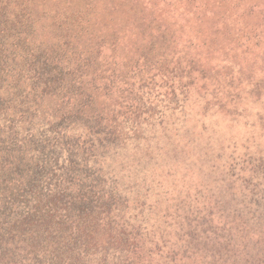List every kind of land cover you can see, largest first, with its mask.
Wrapping results in <instances>:
<instances>
[{
    "label": "rangeland",
    "instance_id": "374dc122",
    "mask_svg": "<svg viewBox=\"0 0 264 264\" xmlns=\"http://www.w3.org/2000/svg\"><path fill=\"white\" fill-rule=\"evenodd\" d=\"M27 6L31 25L23 28L24 45H30L29 42L49 45L63 36L64 28L53 25L51 14L55 10L60 17L73 16L85 13V7L90 6L86 23L65 25H73L75 33L81 35L99 30L107 39L119 37L103 53L118 60L122 73L138 53L146 52L150 57L163 54L179 64L196 60L198 70L207 72L205 84L216 85L212 82L218 81L220 88H224L223 82L228 78L240 80L235 89L241 88L243 100L228 106L204 105L198 99L199 92L192 91L188 113H181V128L176 129L173 137L174 143L181 145L177 154L166 153L167 143L159 127L147 129L153 131L148 137L139 136L136 140L122 137L121 143L116 144L110 141L101 156L103 168L109 167L108 179H115L122 189L123 197L117 199L116 205L129 215L126 219L135 223L137 215L133 214L148 216L145 227L135 237L132 251L140 263L144 264L143 260L151 264H264V202L243 205L239 199L242 197L239 178L224 177L226 169L222 171L216 166L217 159L223 158L212 150L229 137L237 139L244 135L242 144L229 142L235 155L247 160L246 149L253 153L251 156L264 153V120L257 116L264 112V0H36ZM256 81L262 82L258 93L257 90L249 93L247 89ZM18 86L26 89L27 81L18 80ZM159 90L163 101L173 103L164 96V87ZM218 93L224 94L221 89ZM26 97L35 106L22 105L26 111L11 115L8 109L5 119L0 116V133L9 124L17 132L14 136L18 147L10 153L37 154L34 138L40 140L42 135L51 133L47 126L56 108L55 93H36L34 100L32 93ZM95 102L99 108H111V97L104 93H99ZM245 106L251 112H245ZM74 123L77 122L58 129L72 131L82 127ZM184 127H191L193 132H185ZM33 133L39 136L29 137ZM62 153L56 154L59 161ZM217 196L227 203L206 206L209 197ZM196 207H207L209 216L204 221L194 215L184 216V212ZM209 207H213L212 212ZM2 240L0 244H5L8 250L7 256L4 255L8 264H70L68 258L61 261L51 258L52 255L45 257L40 247L29 241L22 242L21 247L19 238L4 236ZM45 241L49 244L41 243V247L51 245V235ZM114 252L105 246L95 252L83 250L80 261L75 259L74 264H94L91 259L94 253H105L110 258ZM170 253L174 258H170Z\"/></svg>",
    "mask_w": 264,
    "mask_h": 264
},
{
    "label": "trees",
    "instance_id": "16d2710c",
    "mask_svg": "<svg viewBox=\"0 0 264 264\" xmlns=\"http://www.w3.org/2000/svg\"><path fill=\"white\" fill-rule=\"evenodd\" d=\"M34 1L0 0V116L5 119L8 109L11 115L15 111H26L22 105L35 106L26 97L30 93L34 100L36 93L54 92L57 102L47 126L51 133L42 135L40 140L34 138L37 154L10 153L18 147V139L14 136L17 132L9 128L10 124L6 129L2 127L0 242H4V236L19 238L21 247L24 246L22 242L29 241L37 245L36 248L40 247L45 257L52 255L51 258L61 261L68 258L70 264H74L75 259L80 261L83 250L95 252L105 246L115 250L113 256L108 258L105 253H94L91 258L94 264H126L128 259V264H142L132 254L135 237L142 227L138 221L129 222L124 208L116 205L117 199L123 197L122 191L114 178L108 179L101 151L110 141L121 143L123 120H138L148 113L152 103L144 98L150 81L157 83L158 90L164 87V96L172 101L178 93L198 91V99L201 98L204 105L223 107L235 104L240 95H245L240 92L241 88L235 89L240 80L228 78L223 82L225 89L220 88L218 81L212 82L216 85L205 84L207 72L198 70L196 60L179 64L163 54L150 57L146 52L138 53L122 73L118 60L103 53L105 47H113L119 37L107 39L99 30L81 35L75 33L73 25H65L86 23L90 6L85 7V13L77 12L73 16L60 17L55 10L51 14L53 25L64 28L63 36L49 45L31 42L24 45L26 32L23 28L31 25L27 5ZM20 79L27 81L26 89L19 88ZM261 83L256 81L247 91L257 90L258 93ZM220 89L223 95L218 93ZM99 93L111 97V108L96 106ZM74 121L82 127L72 131L58 129ZM34 135L38 134L29 137ZM62 151L59 161L56 154ZM244 152L247 160L245 156L231 160L228 169L238 167L237 183L242 187L240 202L243 205L262 203L264 190L252 177L263 172L264 153L251 156L253 153L249 150ZM230 182L235 183L234 180ZM207 202L206 206L227 203L220 196L209 197ZM209 210L212 212L213 207ZM190 215L204 221L209 211L207 207H196L184 212L186 218ZM47 235H51V245L41 247V243L49 244L45 241ZM0 247V264H8L4 258L8 250L5 244ZM169 255L174 258L171 253Z\"/></svg>",
    "mask_w": 264,
    "mask_h": 264
},
{
    "label": "water",
    "instance_id": "95a60500",
    "mask_svg": "<svg viewBox=\"0 0 264 264\" xmlns=\"http://www.w3.org/2000/svg\"><path fill=\"white\" fill-rule=\"evenodd\" d=\"M148 87L149 89L147 91V95L144 98L146 101L150 100L152 103L148 113L146 115H142V117L139 118L138 120H131V119L123 120L120 124L122 137L125 140L126 139L136 140L137 138H139V136L148 137L153 133V131L150 132V130L147 129L151 128V130H153V128L158 129L159 127H162L160 128V133L163 141L167 143L166 153L169 155H175L177 154V152L181 151L180 150L181 145L175 144L173 137L176 132V129L181 128L180 125L181 115L186 112L188 113L189 101L191 99L192 94L191 92H186L183 94L178 93L175 99L173 100V103L169 104L163 101L162 98L157 97L159 90L157 83L155 81H150L148 83ZM241 100H243L242 95L238 97L237 101H241ZM177 107H179V109H177ZM244 109L245 112L247 113L251 112V108L249 106H245ZM178 112H180V116H179L180 119L177 118ZM257 116L261 120H264V112L257 113ZM196 122L198 123V120H196ZM205 122H203V124ZM183 129L185 130V132H189V133L193 132L191 127H184ZM243 138L244 135H242L237 139H233L232 137H229L228 139H226L227 141H223L220 145L212 149L215 152L216 156H220L223 158L221 161H218L217 159V164L216 162H214V165L216 164V166L220 167L222 171L226 169L225 173H223L224 177H228L229 179L230 178L238 179L237 170H236L238 167L232 170L228 169L226 166V162L234 160V158L236 160H240L241 156L235 155L233 151L234 146L232 147V149L231 148L229 149L230 146L229 144H231L229 142H232L231 140H234L235 142L233 143V145L242 144ZM108 168H109L108 166H104L107 176L110 173ZM233 175H235L236 178L232 177ZM252 178L256 182V184L259 185V187L264 190V172L257 174ZM136 215H137L136 219L139 223L138 225L141 226L142 228L145 227V224L147 223L146 220H148V216L145 213H139Z\"/></svg>",
    "mask_w": 264,
    "mask_h": 264
}]
</instances>
